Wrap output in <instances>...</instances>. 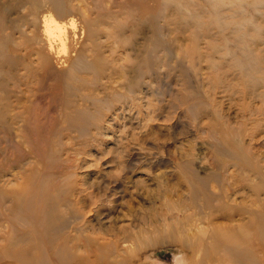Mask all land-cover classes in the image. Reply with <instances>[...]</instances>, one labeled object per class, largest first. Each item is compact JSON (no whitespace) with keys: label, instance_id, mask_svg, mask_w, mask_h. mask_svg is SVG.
Masks as SVG:
<instances>
[{"label":"rangeland","instance_id":"1","mask_svg":"<svg viewBox=\"0 0 264 264\" xmlns=\"http://www.w3.org/2000/svg\"><path fill=\"white\" fill-rule=\"evenodd\" d=\"M190 1L202 25L194 35L171 22L168 0H134L136 13L115 8L100 19L114 75L105 65L103 75L88 66L67 76L73 51L37 49L15 34L14 20L26 14L18 7L3 27L0 18V264L42 256L50 264H220L213 242L223 232L239 236L227 239L233 245L253 244L264 264L255 219L264 213V113L245 116L261 101L223 74L233 63L227 52L258 41L253 25L264 39V3L255 11L245 0L242 11L234 0ZM134 16L161 27L159 40L148 25L137 37L156 45L137 73L106 34L131 33ZM240 23L249 25L245 39ZM94 52L84 53L87 63ZM60 250L69 252L65 263Z\"/></svg>","mask_w":264,"mask_h":264},{"label":"bare ground","instance_id":"2","mask_svg":"<svg viewBox=\"0 0 264 264\" xmlns=\"http://www.w3.org/2000/svg\"><path fill=\"white\" fill-rule=\"evenodd\" d=\"M182 1L168 0V6L172 9L171 17H173V20H171V18L170 20L172 23L177 20V23L181 24L183 28L189 30L193 34L191 29L197 30L202 25L197 19H194V17H197L198 15L193 13L195 12L193 10L195 5L190 0ZM234 1L240 2V9L242 11H247L242 3L245 0ZM211 2L213 3L211 7L214 11L220 10V5L216 2ZM262 3H264L262 0H255L252 5L254 8L253 10L257 11L258 5ZM91 6L94 7V10L90 8ZM16 7L21 9V11H26V14L25 18L14 20L15 34H20L21 37L29 38V41L31 42L30 45L33 43L36 44L37 49L39 47L46 46L51 52H55L56 54L57 52L59 54L62 52L64 54L69 53V57L72 54V51L74 52L75 58L73 59L69 72L66 74L67 76L72 77V75L76 74L75 72H78L79 69L87 68L88 66H92V70L95 69L97 71L96 76L98 74L103 75V68L105 65H112V74H117L118 71L113 65L115 58L105 56L102 50L105 40L102 41L100 36L104 33L96 31L95 25L103 17L114 13L115 8L129 9L130 11H134L136 13L137 6L134 0H126L122 3H118L116 0H109L108 2L104 0H16L14 7L6 4H0L2 27L7 20V12L12 11V8ZM232 13H236V10ZM260 13L264 16V8L260 10ZM215 15L220 16V13H216ZM195 22L197 23L195 24ZM245 24L246 23H240L237 25L238 29H236V32L240 33L238 34L239 39L246 38L245 34L247 32H244V29L248 28L249 25L244 27ZM145 25L152 28L154 31L153 37L159 40L158 33L161 27H158L156 23L148 18H142V16H134L131 33L106 32L107 37L117 38L113 42V49L116 47L119 48L121 45L123 46V52H121L120 55H123L121 57H125L126 61L128 59L130 60L127 72L135 71L137 73L141 66L144 63H147V60L151 56L150 54H152L151 52L155 49V40L150 39L147 42H143V44L142 42L137 41V37L142 33L141 31ZM192 25L197 28H192ZM253 26L254 30H256L255 39L258 41H255L254 45L244 43L243 45L234 47L233 50L224 55V57H230L233 63L227 65L228 68L223 74L227 77L234 76V87H245V90H243L242 93L244 97H249L248 99H252L253 101L256 99L261 101V106L250 107L245 116L264 113V92L261 94L257 93V89L260 86L264 87V39L260 27H255V25ZM36 29L40 30L43 37H41V35H35ZM28 31L30 34H28L29 36L27 35ZM252 35L253 34H248L249 37ZM104 36L106 35L104 34ZM5 37L9 39L8 34H6ZM193 37L194 38L192 40L195 39V36ZM15 45L18 48L22 47V44L17 42V40ZM77 45L81 48L77 49ZM61 49L64 51H61ZM87 49L89 51L95 50L94 58L90 59L89 63H87L88 61L84 56ZM148 49L149 54L147 56H143V51ZM193 51L194 54H196V47H194ZM31 52L32 50L28 49L27 55H30ZM110 53L113 56L116 51L112 50ZM199 58L201 59L200 56ZM212 65L214 66L215 63H212ZM125 73L126 70H124L121 75L124 76ZM113 75H110L109 77H112ZM128 87H132V84H129ZM46 205L47 208L45 216L48 221V229H51L57 220V218H53L54 207L52 205V199H49V202ZM225 215L226 219H231L232 217L231 215ZM255 219L256 221H261V223L258 224L257 236L259 235V238L264 241V213L256 214ZM231 235L235 238L239 237L235 232ZM231 235L223 232L221 236L213 242L217 244V246H213V248L218 251H222V255L218 256L220 264L225 258L230 259V263L233 264H258L257 259L254 256L255 248L253 244H242L241 246L233 245L230 240H227L231 238ZM245 240L246 238L243 239V241ZM13 245H16V243ZM56 255L60 262L65 263L68 260L69 252L66 250H60L56 253ZM31 264L50 263L47 258L42 256L41 260L36 259Z\"/></svg>","mask_w":264,"mask_h":264}]
</instances>
